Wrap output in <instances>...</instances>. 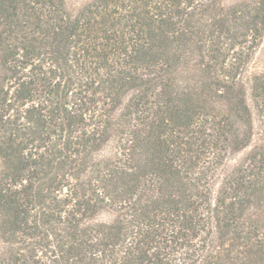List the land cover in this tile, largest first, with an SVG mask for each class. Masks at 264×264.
<instances>
[{"label":"trees","instance_id":"16d2710c","mask_svg":"<svg viewBox=\"0 0 264 264\" xmlns=\"http://www.w3.org/2000/svg\"><path fill=\"white\" fill-rule=\"evenodd\" d=\"M263 38L264 0H0V264H264Z\"/></svg>","mask_w":264,"mask_h":264},{"label":"rangeland","instance_id":"374dc122","mask_svg":"<svg viewBox=\"0 0 264 264\" xmlns=\"http://www.w3.org/2000/svg\"><path fill=\"white\" fill-rule=\"evenodd\" d=\"M86 0H70L71 4L75 7L78 6L82 3H84ZM235 0H226L228 4L233 3ZM252 70L255 72H263L264 71V38L261 42L260 47L257 49L254 60L252 63ZM250 104L252 106V112H253V121H254V128L255 132H260L261 130V124H260V117L258 112L253 109L254 108V103L250 101ZM244 156V153H241L239 155L234 156L233 158L235 160H239Z\"/></svg>","mask_w":264,"mask_h":264}]
</instances>
